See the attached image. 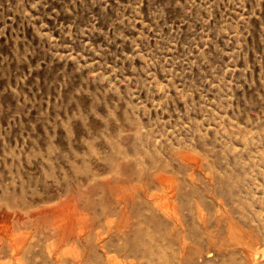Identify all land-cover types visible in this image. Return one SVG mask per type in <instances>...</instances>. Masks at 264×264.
<instances>
[{
	"label": "rangeland",
	"instance_id": "1",
	"mask_svg": "<svg viewBox=\"0 0 264 264\" xmlns=\"http://www.w3.org/2000/svg\"><path fill=\"white\" fill-rule=\"evenodd\" d=\"M0 264H264V0H0Z\"/></svg>",
	"mask_w": 264,
	"mask_h": 264
},
{
	"label": "bare ground",
	"instance_id": "2",
	"mask_svg": "<svg viewBox=\"0 0 264 264\" xmlns=\"http://www.w3.org/2000/svg\"><path fill=\"white\" fill-rule=\"evenodd\" d=\"M6 197V196H5ZM7 198V197H6ZM5 201V200H4Z\"/></svg>",
	"mask_w": 264,
	"mask_h": 264
}]
</instances>
